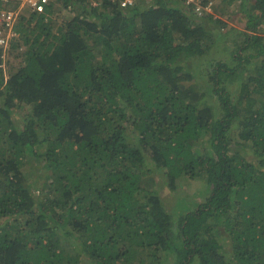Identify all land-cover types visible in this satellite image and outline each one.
<instances>
[{
  "label": "trees",
  "instance_id": "1",
  "mask_svg": "<svg viewBox=\"0 0 264 264\" xmlns=\"http://www.w3.org/2000/svg\"><path fill=\"white\" fill-rule=\"evenodd\" d=\"M253 2L233 51L256 60L253 72L236 103L215 87L216 117L185 99L182 60L202 59L216 86L242 61L204 60L226 34L181 0L21 11L7 54L23 52L7 78L0 49V264H154L145 249L156 264L158 253L173 264H264V0ZM204 132L209 149L198 153ZM156 171L171 189L185 176L206 184L176 226ZM66 240L81 247H59Z\"/></svg>",
  "mask_w": 264,
  "mask_h": 264
},
{
  "label": "rangeland",
  "instance_id": "2",
  "mask_svg": "<svg viewBox=\"0 0 264 264\" xmlns=\"http://www.w3.org/2000/svg\"><path fill=\"white\" fill-rule=\"evenodd\" d=\"M149 2L150 0L143 1V3ZM253 3V0H232L230 3L227 0L222 1L218 5L217 15L214 16V18L212 17L214 20L216 19L217 21H221V23H215L216 25L213 24V20L209 17L194 19L208 31L219 27L223 33L226 34L224 42L221 44L216 42L208 51L205 52L202 57L204 60H212V62L215 61V63L216 61H221L226 63V66L229 68L236 65L239 61H242L238 63L239 65L230 76H227L226 74L220 75L219 78L221 79V82L216 86L213 79L209 78V70L211 66L204 70L206 65L202 59L199 58V60L197 57H193L191 59L192 62H185L182 60L184 67L182 69V77L179 79V81L182 85L188 87L187 93L185 94V99L197 104L198 107L210 108L213 111L215 117L219 114L218 96L214 91L215 87H222L224 90L228 91V93L231 95L232 102L236 103L237 98L243 93L242 86L244 85V81H246L247 76L253 72V64L256 60L247 63L245 62L246 60L244 58H241L244 54L240 56L238 61L233 59V51L237 49L239 45H241V40L243 37L242 31L245 29L244 21L246 10L243 12V9H252ZM56 9H58L63 17H65V14H70L69 11L62 12L63 9L58 4ZM255 33L264 35V23L260 24L258 30L255 31ZM22 52L23 51L21 49L12 50L10 53L6 54L4 59H2L4 77L7 78L10 67L15 69L18 66L20 61L19 55H22ZM246 53L247 52H245V55ZM240 115H242V113ZM238 120H240V117L237 120H234V123H237ZM240 128L241 127L238 124L231 127L229 131V138L231 139V142L239 139ZM209 135V132H204L201 138L196 141L195 144H193V148L196 152L202 153L204 149L209 147ZM244 155L249 160V162L255 161V157L252 154L246 153ZM146 177L147 176H145L143 179V186L146 185L144 184ZM154 177V187H156L159 191L161 204L171 216L173 226H176L177 222L179 221V217L184 213L185 207L190 210L195 205V203L201 200L199 196L201 193L200 190L205 188L206 184L199 178H188L185 176L182 178L181 182L177 184L176 188L171 189L166 186L167 178L165 175L161 174L159 171H156ZM182 200H184V204L182 203ZM59 247H65L72 252L76 247H81V243L72 245L66 240L61 242ZM148 253L150 252L145 249V254L141 255V257L145 258V262H155L154 264L158 263L152 260ZM157 256H159L160 259L163 258V264L174 263V259L170 254L164 257V254L158 253Z\"/></svg>",
  "mask_w": 264,
  "mask_h": 264
},
{
  "label": "built area",
  "instance_id": "3",
  "mask_svg": "<svg viewBox=\"0 0 264 264\" xmlns=\"http://www.w3.org/2000/svg\"><path fill=\"white\" fill-rule=\"evenodd\" d=\"M51 0H0V49L5 57L12 41L17 37L15 29L17 19L24 8L42 12ZM93 7H99L102 0H87ZM122 7H131L144 0H111ZM185 9L198 18L217 15L218 5L223 0H181Z\"/></svg>",
  "mask_w": 264,
  "mask_h": 264
}]
</instances>
